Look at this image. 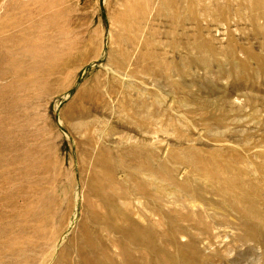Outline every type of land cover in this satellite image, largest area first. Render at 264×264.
I'll use <instances>...</instances> for the list:
<instances>
[{
  "label": "rangeland",
  "instance_id": "1",
  "mask_svg": "<svg viewBox=\"0 0 264 264\" xmlns=\"http://www.w3.org/2000/svg\"><path fill=\"white\" fill-rule=\"evenodd\" d=\"M41 2H50L48 12H57L59 18L58 31L46 30L40 43L56 53L70 54L45 75L48 93L35 95V87L30 86V99L0 102V144L10 146L0 149V264H22L13 257L21 252L29 258L24 264H79L81 226L97 234L109 264H122L116 243L120 234L106 232L100 221L84 211L86 183L77 179L78 166L81 160L88 162L84 174L88 175L92 158L83 153L87 148L84 134L73 130L69 120L63 123V111L71 102L77 109H88L86 120L96 123L90 132L96 138V149L100 144L115 149L120 142L130 145L133 139H144L158 161L178 168V182L188 179L189 188H200L198 198L170 189L162 201L151 200L162 215L145 209L139 196L132 199L133 206L143 209L142 215L133 212L132 219L140 227L154 226L153 264H160L162 258L163 264H264V5L255 11L252 0H169L166 6L163 0H0V37L15 33L16 28L11 27L14 18L34 17L22 26L37 21L44 14L39 15ZM228 2L231 9L226 19L213 18L202 8L208 6L214 12L212 4ZM135 4L140 8L137 5L131 13ZM174 10L180 18H173ZM125 12H130L128 18L135 23L128 30L122 24ZM255 13L254 25L250 19ZM197 45L204 49L199 51ZM199 58H206L207 63L201 64ZM23 60L22 74L28 79L45 63V55ZM118 60L123 61L122 68ZM167 65H172L170 73L163 71ZM95 78L105 87L112 81L121 82L119 91L125 90L131 100L141 102L137 104L143 115L145 110L149 112V128L137 131L125 121V112L118 109L120 94L106 99L105 106L77 100L81 86ZM9 83L10 78L1 79L0 89ZM19 90L10 96L19 95ZM25 111L30 112L31 120L22 118ZM37 127L44 128L41 134L54 142L62 174L68 169L72 177L62 175L54 188L45 179L51 174L44 172V188L56 201L41 235L34 232L36 218L27 214V210L39 209L37 175L25 164L7 162L11 157L21 158L22 140L27 136L35 151L34 146L40 144ZM192 152L228 165L231 172L227 176L240 179L249 192L250 213L244 212V200L237 193L221 192L219 179L208 178L186 161ZM134 159L126 156L133 168ZM170 219L179 229L174 235L173 228L167 231L165 226ZM52 233L55 238L48 241ZM9 245L17 255L6 248ZM142 253V247H133L134 257Z\"/></svg>",
  "mask_w": 264,
  "mask_h": 264
},
{
  "label": "bare ground",
  "instance_id": "2",
  "mask_svg": "<svg viewBox=\"0 0 264 264\" xmlns=\"http://www.w3.org/2000/svg\"><path fill=\"white\" fill-rule=\"evenodd\" d=\"M167 1L169 0H163L162 4L166 6ZM246 2H248V0H246ZM188 3L190 2L188 1ZM50 4V2H41L38 6L39 15L42 13L44 14L40 16L37 21L32 22L28 26H22V24L26 21V19L34 20V17H32L31 14H28L26 16L22 15L18 17V19L14 18V22L12 23L11 27L16 28V30H14L15 33L12 34L11 37H0V80L10 78V83L7 85V87H3L0 89V102L14 103L17 101H26L30 99V94H28L30 86L35 87V95L40 96L41 94L43 95L48 93L47 87L49 81L47 83L45 75L56 70L58 68L57 65L59 60L67 57L70 54V51L56 53L55 51L51 50L50 47H45L40 43L42 39L46 38V30L52 31L58 28L57 20L59 18V14L55 11L48 12ZM141 4H143V2ZM137 5L139 7V4H135L133 5V7L131 6L132 8L130 7L131 10L129 11L131 13L134 12L133 9L136 10L138 8ZM262 5H264V0H252L251 7L254 8L255 11H257ZM211 7L216 11L209 12L211 11V9L208 6H203L202 8L205 9L204 11H206L213 18L222 17L226 19L227 12H229V10L231 9L229 2L225 3L223 6L214 3L211 5ZM145 11L146 10H144V12ZM159 11L160 10H158L157 12L158 14L161 12ZM193 11L195 12V10ZM130 12H125L122 17V24L126 30L134 26L132 24V22L134 23V21L131 22L130 18H128ZM141 12L143 13V11H138V13L142 14ZM172 12L173 18L177 17L176 11L174 10ZM191 13L193 12L191 11ZM135 14L133 13L132 15L136 18L137 16ZM4 16L5 19L8 18L7 14H5ZM141 16L142 15H140V17ZM257 17V13H255L251 17L250 20L252 24L255 25ZM177 18L180 17L178 16ZM135 29L137 31L140 30H138V28L136 27ZM61 34H63V31H61ZM202 46L203 45H197L196 48L201 51L204 49L202 48ZM41 53L45 55V63L42 66L40 65L39 68L35 69V71L37 70V74L35 76L25 79L27 75H25L24 78L22 74V62L24 61L23 58L26 56H31L35 59L38 55H41ZM96 58H98V55L96 56ZM25 60H27V58ZM199 61L201 64L207 63L206 58H199ZM122 62L123 61L118 60L119 67L122 65ZM171 66L172 65H167L166 68L162 70L166 73H170L172 71ZM147 69L148 68H146V70ZM96 78L92 81L90 80V83H84L81 86L79 92L77 93V100H90V102H94L95 104L100 103L105 106L106 99H110L113 96L116 97L118 94H122V96L119 95L118 97V100H120L118 109H120V112H125V121H127L129 125L133 124V127L137 131L140 130L141 132H144V130H147L149 128V112L145 110L146 114L143 115V111L140 110L142 106L140 107L137 104L141 102H139L138 100L137 102L131 100V97L127 93V91H119V83L121 82L112 81L109 82L110 84L105 87V85L99 80V78ZM176 86L179 87V85ZM15 89H20L19 95L10 96L11 92ZM73 105L74 102H71L67 109H64L63 123L66 122V120H69L71 128L73 130H75L78 134H84L82 137L83 141L87 144V148L83 150V153L85 156L92 158V171L90 170L88 172V175H84L86 172L85 165H87L88 162H86L85 160H81L79 161L78 166L79 170L77 179H80L81 182L83 181L82 183H86L85 191L82 193V197L84 199L83 201L85 202V204L83 205L84 211H86V213L94 219L100 221L103 224V229L106 230V232H117L120 234V238L116 239V243H118L119 245V255L122 259V264H153L152 261H154V259L151 261L152 256L150 252H152L153 249L154 226L148 224L146 227H140V225H138V223L132 219L131 216L133 212L139 215L143 214L142 208H137L136 206H133L131 204V201H133L132 199H134L135 196H139L144 201L143 206L145 209H155L156 212H160L162 215L163 211L161 210V208L158 205H152L151 200L155 201V199H157L159 201H162L161 199L164 198L165 192L170 189L179 191L185 197L192 198L193 196H195V198H198L201 195L200 188L196 186L189 188L188 179H186L185 181L183 180L182 182H178L176 180L178 168L168 167L165 163L158 161L157 153L150 147L148 143L145 142L144 139H133L131 137L133 139V142L130 145L125 144V141L124 143L120 142L123 145L118 144L115 149L113 148V146H104L102 144H100V146L96 149V138L90 133L96 123H93V121L88 122L86 120L85 113H87L88 109L80 110L81 108L77 109ZM95 108L99 109L98 106H95ZM21 116L26 121L31 120L30 112L28 111H25L23 114L21 113ZM39 117L41 116L38 115V118ZM47 126L50 127V125ZM43 130L44 128L37 127L36 139L39 140L40 144H36L34 146V152L32 151L33 149L31 148L30 144L27 142L29 141L27 136L22 140L23 147L20 153L21 158H19L18 160L15 157H11L7 161L10 164H16L17 162H20V164H25L26 166H28V169L30 171H33L37 175L36 180L38 191L40 192V198L36 201V204L39 206V209L36 211L27 210V214L32 215V217L36 218L38 222V227H36V229L34 230L37 235H41L42 231H46L45 225L49 223V220L52 216V206L56 201L55 196L50 191L48 193L44 188V177H42L44 172L47 171L51 174V177H49L48 174V177H46L45 179L48 180L51 187L53 185L54 188L59 182L62 175L69 176L70 180L72 179L71 173L67 171L68 169L66 170L65 174H62L63 172L61 171V164L60 162L58 163L56 158V150L54 151L53 149L54 142L51 140L50 136L47 137L41 134V131ZM175 130H177V128ZM177 131H179V129ZM42 135L43 138L41 137ZM99 136L100 135L98 134V137ZM8 147L10 148V146H2L0 144V149H8ZM126 156H132L135 158L134 160H136V164L134 168L131 167V165L127 164ZM188 156V158L186 157V161L190 163L191 166L193 165L197 172L204 173V175H206L210 179H219V187L221 192L230 194L237 193V198L244 200V212L247 214L251 212V207L248 205L250 204L249 192L246 188H242L243 182L240 179L238 180L236 178L227 176V174L231 172L228 170V165H226L225 163L222 164L220 162L215 163L212 158L203 157L200 154L194 152L190 153V155L188 154ZM154 161L156 162L155 164ZM196 165L198 167H196ZM119 174H121V176H119ZM6 180L7 182L10 181L11 183V179L9 180L7 178ZM80 188L83 189V185ZM152 191H155V194H151ZM69 209L70 203H67V213L69 212ZM172 221L173 220L171 219L168 220L165 223V226L167 227V231L168 227H172L173 230L170 231H173L172 235H174L179 231V229L173 224ZM80 228L82 231V235L79 237V247L77 248L79 255V264H109L107 262L104 251H102L104 250V246L97 239L98 237H95L97 236V234H91V231L89 232L86 226H81ZM0 231H3V229ZM56 232L57 231L55 230V233ZM54 238V233H52V235L50 236H47L48 241H52ZM7 242L8 240L6 241V243ZM136 246H139L140 248L142 247V251L144 252L139 258L134 257L133 255V247L135 250ZM6 248L11 250L15 254L17 253V250L13 251L11 245L7 246ZM13 257L20 258V263L22 264L29 261V258L22 252L19 255ZM162 260L164 261V258H162ZM163 261L160 260L159 263L163 264Z\"/></svg>",
  "mask_w": 264,
  "mask_h": 264
}]
</instances>
